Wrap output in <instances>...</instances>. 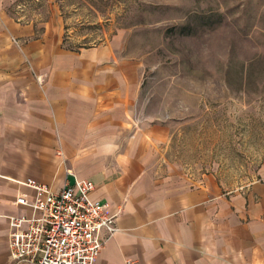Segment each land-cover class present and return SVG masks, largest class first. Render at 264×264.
I'll use <instances>...</instances> for the list:
<instances>
[{"label":"crops","instance_id":"1","mask_svg":"<svg viewBox=\"0 0 264 264\" xmlns=\"http://www.w3.org/2000/svg\"><path fill=\"white\" fill-rule=\"evenodd\" d=\"M0 0V264H16L11 217L30 214L28 178L96 182L117 231L96 264H264V170L232 183L173 168L171 129L144 114L143 64L111 45H64L60 26Z\"/></svg>","mask_w":264,"mask_h":264},{"label":"rangeland","instance_id":"2","mask_svg":"<svg viewBox=\"0 0 264 264\" xmlns=\"http://www.w3.org/2000/svg\"><path fill=\"white\" fill-rule=\"evenodd\" d=\"M64 45H111L143 64L144 114L166 122L173 168L239 185L264 170V0H19Z\"/></svg>","mask_w":264,"mask_h":264},{"label":"built area","instance_id":"3","mask_svg":"<svg viewBox=\"0 0 264 264\" xmlns=\"http://www.w3.org/2000/svg\"><path fill=\"white\" fill-rule=\"evenodd\" d=\"M34 199L20 197L31 213L11 217L10 250L16 264H96L104 229L118 230L111 204L93 197L96 182L77 178L57 191L28 178Z\"/></svg>","mask_w":264,"mask_h":264}]
</instances>
